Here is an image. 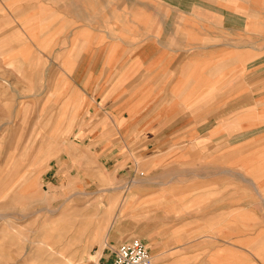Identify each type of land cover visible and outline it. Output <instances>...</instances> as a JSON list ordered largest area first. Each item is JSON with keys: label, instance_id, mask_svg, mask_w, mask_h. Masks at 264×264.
Masks as SVG:
<instances>
[{"label": "rangeland", "instance_id": "374dc122", "mask_svg": "<svg viewBox=\"0 0 264 264\" xmlns=\"http://www.w3.org/2000/svg\"><path fill=\"white\" fill-rule=\"evenodd\" d=\"M37 2L45 0H0V264H96L136 238L147 245L152 264H175L146 243L142 203L131 196L142 195L143 172L151 166L129 155L116 168L85 157L78 144L87 123L78 76H39L47 66L38 63L34 46L43 29L25 23L46 17L26 9ZM201 3L196 23L184 17V39L215 45V62L201 57L199 76H183L185 91L188 84L200 86L199 96L186 93L184 104L212 115L199 122V135L215 143L201 146L204 153H215L197 159L193 169L210 173L226 164L233 190L246 186L252 193L240 176L254 178L257 167L264 169V0ZM204 7L216 8L215 15ZM221 9L232 14L226 11V18ZM208 66L214 72L203 74ZM29 180L37 191H24Z\"/></svg>", "mask_w": 264, "mask_h": 264}, {"label": "crops", "instance_id": "0c3cea01", "mask_svg": "<svg viewBox=\"0 0 264 264\" xmlns=\"http://www.w3.org/2000/svg\"><path fill=\"white\" fill-rule=\"evenodd\" d=\"M100 1L26 7L47 13L25 19L43 29L34 46L38 63L47 66L39 76L79 78L87 113L84 139H78L82 154L113 168L127 155L151 166L143 172L142 195L131 196L142 203L145 241L156 256L175 258V264H264V169L257 167L254 178L240 176L251 182L252 193L246 186L233 190L226 164L210 173L193 169L197 159L213 155L201 146L215 144L199 135V122L212 115L184 104L185 94L199 96L200 86L191 83L185 91L183 76H199L201 57L215 62V45L184 39V17L196 23L202 0H120L117 7ZM213 72L208 66L203 74Z\"/></svg>", "mask_w": 264, "mask_h": 264}, {"label": "built area", "instance_id": "2783aa9c", "mask_svg": "<svg viewBox=\"0 0 264 264\" xmlns=\"http://www.w3.org/2000/svg\"><path fill=\"white\" fill-rule=\"evenodd\" d=\"M153 257L141 239H133L115 249L109 259L99 260L96 264H152Z\"/></svg>", "mask_w": 264, "mask_h": 264}, {"label": "bare ground", "instance_id": "6f19581e", "mask_svg": "<svg viewBox=\"0 0 264 264\" xmlns=\"http://www.w3.org/2000/svg\"><path fill=\"white\" fill-rule=\"evenodd\" d=\"M77 110V109H76ZM74 111L72 114H71V117H72V119L75 117V113H77L78 111ZM248 180V179H247ZM248 182V181H247ZM37 186V184L35 183V181H33V180H29V181H26V186H25V189H24V191H27V190H29V189H31V188H35ZM37 188V187H36ZM35 188V189H36ZM36 191H37V189H36ZM112 223V222H111ZM112 227V224H110L109 225V228H108V230L110 229ZM108 230H107V233H108Z\"/></svg>", "mask_w": 264, "mask_h": 264}]
</instances>
